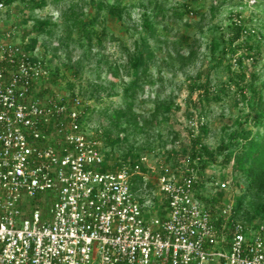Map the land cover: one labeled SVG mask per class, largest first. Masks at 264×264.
I'll return each mask as SVG.
<instances>
[{
	"label": "built area",
	"instance_id": "1",
	"mask_svg": "<svg viewBox=\"0 0 264 264\" xmlns=\"http://www.w3.org/2000/svg\"><path fill=\"white\" fill-rule=\"evenodd\" d=\"M10 7L0 0V264H264V221L235 217L234 180L204 178L190 154L100 170L82 97L51 89Z\"/></svg>",
	"mask_w": 264,
	"mask_h": 264
},
{
	"label": "rangeland",
	"instance_id": "2",
	"mask_svg": "<svg viewBox=\"0 0 264 264\" xmlns=\"http://www.w3.org/2000/svg\"><path fill=\"white\" fill-rule=\"evenodd\" d=\"M49 1L47 7L32 12L27 2L16 1L7 11L5 24L16 29L23 38L28 34L29 41L35 38L33 28L38 20H49L54 24L51 32L40 37L36 44L38 55L51 67L52 79L56 78V83L51 81V89L57 94L78 93L86 108L89 129L101 135V127L109 125L105 112L111 113L121 104L124 88L134 79L130 57L145 36L143 14L153 12L152 8H145L148 0H121L126 6L123 19L104 11L94 27H87V22L84 28H70L65 13L68 14L72 6L84 7L85 12L93 17L100 0ZM105 1L113 3L116 0ZM154 1L166 10L158 18L160 24L155 37L148 39L157 56L150 63L153 78L161 75L162 79L155 86L147 82L139 91L135 115L142 121L160 102H164L171 113L168 122L160 112L152 125L147 127L142 121L145 130L137 131L136 147L145 145L141 157L147 156L151 166L156 165L165 149H176L178 153L174 157L185 154L184 150L191 147L193 134L199 131L198 127L191 125V120L198 126L203 122L206 124L208 133L203 137L204 142L213 150L222 141L228 142L231 132L238 128V117L250 110L239 87L251 82L252 72L260 73L264 60V0ZM175 12L182 17L174 15ZM240 28L243 36L233 41ZM88 30L93 33L91 43L86 36ZM180 34L190 38L189 44L181 50L185 59L173 52L174 58L169 60L168 52L172 53L173 49H168L163 40H169L172 46L171 41L178 40ZM216 36L225 38V44L219 50L211 46ZM242 75L246 77L242 78ZM259 82L257 79L256 85ZM208 84L212 95L206 100L204 86ZM246 93L249 96L250 93ZM109 94L118 95L109 97ZM123 134L126 140L127 134ZM127 148L120 149V157ZM231 150L233 165L239 151L237 148ZM213 175L220 180L236 178V185L230 189L234 202L247 192L241 174L232 166H213L203 177ZM153 176L150 175L155 182ZM151 185L150 198L156 195L153 192L155 186Z\"/></svg>",
	"mask_w": 264,
	"mask_h": 264
},
{
	"label": "trees",
	"instance_id": "3",
	"mask_svg": "<svg viewBox=\"0 0 264 264\" xmlns=\"http://www.w3.org/2000/svg\"><path fill=\"white\" fill-rule=\"evenodd\" d=\"M5 1L10 5L14 4L16 1L27 2L28 8L31 12L45 8L50 3L49 0ZM125 7L126 6L122 4L121 0H116L113 3L100 0L97 4L96 13L92 17L85 12L84 7L72 6L68 10V14L65 13V20L70 28H84L83 25L87 22H89L87 27H94L93 25L104 11H107L118 19H123ZM145 8H152L153 12L146 11L143 14L142 27L145 36L141 40V46L138 47L130 57V66L132 68V76L134 79L129 86L124 88L121 104L116 106L111 113L105 112V115L108 117L109 125L105 128L100 126V140L102 142V152L105 156V161L100 168L103 172L118 168V166L121 165V162H130L134 164L140 160L142 153L145 150V145L137 148L135 139L137 134H139L137 131L143 132L145 130L143 122L149 127L154 123L153 120L157 118L160 112L164 114V121H169L171 111L169 108L165 107L164 102H160L148 117H144L142 120L143 122L135 115L139 91L144 89V85L147 82L150 85L155 86V84L162 79L161 75L157 79L153 78L150 63L156 60L157 56L149 45L148 39L149 37H155L160 24L158 18L160 14L166 13V10L154 0H148ZM187 11L190 12V8H188ZM174 15L182 17L181 14H178L177 12H175ZM53 25L54 24L49 20H38L33 28L35 38L30 41L29 47L35 49L38 39L49 34ZM165 25L168 26V24ZM29 33H32V31ZM86 34L88 42L91 43L93 33L91 30H88L86 31ZM242 36L243 34L240 28V31L233 38V41L240 40ZM163 41L168 49H173L172 53L168 52L167 57H169V60H173V52L182 59H185L181 55V50L185 45L189 44L190 38L188 35L180 34L178 40L171 41L172 46L169 40ZM224 44L225 38L223 39L222 36H216L213 38L211 46L214 50H219ZM162 61L164 63L166 62L163 59ZM239 61L241 62V60ZM167 65H170V63L168 62ZM245 77V75H242V78ZM251 77L252 80L247 86L239 87L241 96L243 100L248 103L250 110L243 116L238 117L236 120L238 128L231 132L228 142L222 141L214 150L208 144H205L203 137L208 133V130L206 124L203 122L198 127V133L193 134L190 149L188 148L184 150L185 154H190L192 158L198 160V167L204 172L213 166L220 165L224 168L232 166L236 173L241 174V178H243L247 187V192L237 198L234 212L235 217H239L247 222H253L255 220L264 221V60L260 68V73L256 74L255 72H252ZM55 79L56 78L52 79L53 83H56ZM257 79L260 81L258 85H256ZM246 92L250 93L249 96ZM116 95L118 94H109V97H114ZM211 95L212 91L210 85H205L204 98L208 100ZM132 130L133 132L131 133ZM124 132L127 134L125 135L126 140L124 139ZM175 139H177V136ZM124 147L128 148L126 152L123 151V154L120 157L118 152L121 151L120 149L123 150ZM232 148H237L239 151L238 159L233 165H231L233 159ZM163 153L167 158L166 160H169L178 152L176 149L172 148L170 150L165 149ZM211 177H214V175ZM233 180L234 185H236V178ZM151 188L152 185L149 184V189ZM142 189L143 181L141 178H137L134 190L142 195L144 193V190ZM218 197L228 198L229 193L222 190L218 193ZM248 198L249 200H247ZM243 212L244 214L242 216Z\"/></svg>",
	"mask_w": 264,
	"mask_h": 264
}]
</instances>
